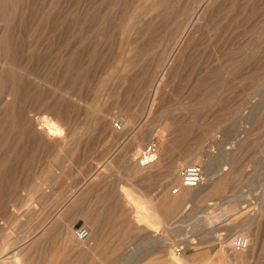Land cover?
I'll return each instance as SVG.
<instances>
[{
    "label": "rangeland",
    "instance_id": "obj_1",
    "mask_svg": "<svg viewBox=\"0 0 264 264\" xmlns=\"http://www.w3.org/2000/svg\"><path fill=\"white\" fill-rule=\"evenodd\" d=\"M180 260L264 264V0H0V264Z\"/></svg>",
    "mask_w": 264,
    "mask_h": 264
},
{
    "label": "built area",
    "instance_id": "obj_2",
    "mask_svg": "<svg viewBox=\"0 0 264 264\" xmlns=\"http://www.w3.org/2000/svg\"><path fill=\"white\" fill-rule=\"evenodd\" d=\"M157 144L155 142L150 143L143 148L140 152L138 159L141 163H148L153 161L157 157ZM180 185L175 186L172 188V192L174 194L179 193L182 188L185 187H197L199 186L203 180V169L200 164H188L181 168L180 170ZM75 237L79 240H84L89 236V232L86 228H77L74 232ZM232 246L235 247L237 250H244L249 245V238L244 236L243 234H235L232 239ZM175 251L178 255H181L183 252V247L178 246L175 248Z\"/></svg>",
    "mask_w": 264,
    "mask_h": 264
},
{
    "label": "crops",
    "instance_id": "obj_3",
    "mask_svg": "<svg viewBox=\"0 0 264 264\" xmlns=\"http://www.w3.org/2000/svg\"><path fill=\"white\" fill-rule=\"evenodd\" d=\"M163 161H158L156 164H153L152 167H146L143 168L142 166H138L137 167V171L140 174H145V175H151V173L153 171L158 172V169L163 166ZM169 169V168H168ZM166 170V173L163 175V179L161 184V197L157 200V201H149L147 200L151 206L154 208L155 212L160 214V216L162 218H164V220H168L171 219L172 217L175 218L176 217V212L174 209V205L172 203V199H173V195H171V188L169 187L168 184V178L167 176L169 175V170ZM173 167H170V176H173ZM164 180V181H163ZM206 255V256H205ZM208 259V255L207 252L206 253H202L198 256H193L192 260L190 259V261H198V262H202L204 263L206 260ZM149 264V263H146ZM172 264V263H170ZM174 264H183L182 260L178 261V262H174Z\"/></svg>",
    "mask_w": 264,
    "mask_h": 264
},
{
    "label": "bare ground",
    "instance_id": "obj_4",
    "mask_svg": "<svg viewBox=\"0 0 264 264\" xmlns=\"http://www.w3.org/2000/svg\"><path fill=\"white\" fill-rule=\"evenodd\" d=\"M48 123V122H47ZM46 122H42L41 123V125L42 126H45L46 124H47ZM159 151V150H158ZM159 159V156H158V153H157V157H156V159H154L153 161H150V162H148V163H141V166L143 167V168H145V167H148V166H150V165H152V164H154L157 160ZM207 172H208V176L209 177H211L212 176V169H211V167L210 166H208V169H207ZM204 177V176H203ZM213 177V176H212ZM204 181V180H203ZM181 182V181H180ZM222 182H224V181H222ZM222 182H220L219 184H217L216 185V188H214V192L215 193H218V192H223L224 190H225V186H224V183H222ZM176 184L178 185V183L176 182ZM203 184V182L199 185V186H201ZM212 184H215V183H212ZM199 186H197V187H185V188H182V190L179 192V193H177V194H174L173 192V194L174 195H178V196H176V197H174V196H172L173 197V199H172V203H173V205H174V209L176 208V206H178V207H183V206H185L186 204H188V203H190V202H194L195 200H196V196H194V194H193V191L195 190V189H198L199 188ZM213 186V185H212ZM220 194V193H219ZM212 196V195H211ZM254 199H256V198H254ZM253 203L251 202L250 204H249V206L250 205H252ZM177 207V208H178ZM254 221V220H253ZM256 221V220H255ZM255 224V222H253L252 223V226ZM89 237H87L86 239H88ZM85 239V240H86ZM190 243H192V240H190ZM249 246H250V240H249V245H248V247L246 248V249H244V250H237L235 247H233L232 246V242L230 241V248L232 249V250H235V251H245V250H247L248 248H249Z\"/></svg>",
    "mask_w": 264,
    "mask_h": 264
}]
</instances>
